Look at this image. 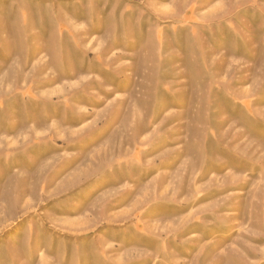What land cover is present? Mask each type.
Returning a JSON list of instances; mask_svg holds the SVG:
<instances>
[{
  "label": "rangeland",
  "instance_id": "374dc122",
  "mask_svg": "<svg viewBox=\"0 0 264 264\" xmlns=\"http://www.w3.org/2000/svg\"><path fill=\"white\" fill-rule=\"evenodd\" d=\"M0 264H264V0H0Z\"/></svg>",
  "mask_w": 264,
  "mask_h": 264
}]
</instances>
